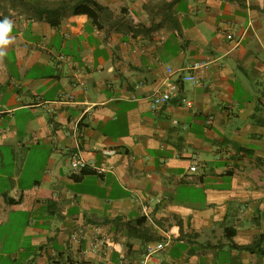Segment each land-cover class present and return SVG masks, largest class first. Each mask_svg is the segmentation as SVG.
Returning a JSON list of instances; mask_svg holds the SVG:
<instances>
[{"label": "crops", "instance_id": "obj_1", "mask_svg": "<svg viewBox=\"0 0 264 264\" xmlns=\"http://www.w3.org/2000/svg\"><path fill=\"white\" fill-rule=\"evenodd\" d=\"M56 1L0 0V264H264V0Z\"/></svg>", "mask_w": 264, "mask_h": 264}, {"label": "trees", "instance_id": "obj_2", "mask_svg": "<svg viewBox=\"0 0 264 264\" xmlns=\"http://www.w3.org/2000/svg\"><path fill=\"white\" fill-rule=\"evenodd\" d=\"M236 3H240L242 0H231ZM106 9V8H105ZM104 10L94 0H60L56 1V6H51L45 9L47 14L54 12H70L72 14L84 13L87 14L93 20L98 17V13ZM57 22L50 21V24L55 25ZM38 183L34 184L27 189H22L18 192L17 198H12L6 194H0V215L4 217L7 211L16 209H30L36 201V190ZM262 236L259 235L252 241L251 244L241 246L242 249H250L258 246L261 242Z\"/></svg>", "mask_w": 264, "mask_h": 264}, {"label": "built area", "instance_id": "obj_3", "mask_svg": "<svg viewBox=\"0 0 264 264\" xmlns=\"http://www.w3.org/2000/svg\"><path fill=\"white\" fill-rule=\"evenodd\" d=\"M226 37L232 38V35L228 33L226 34ZM235 45H237L236 41H235ZM204 65H205V62L203 61H194L191 63L190 68L195 69V68H199ZM182 78L183 80L189 79L192 82H197V78L193 73L184 75ZM176 90H177V85L174 82L172 81L165 82L164 86H162L161 89H157L152 93L150 97V101H149L150 108L155 110L156 108H158V106L167 102L172 97V95H174ZM184 102H186V100H184ZM70 166L74 171H78V170L85 168L86 163L80 158L73 157L70 161ZM189 168L192 171L196 169L194 164H192ZM98 169L100 170V168ZM71 238L72 239L76 238L74 233L71 234ZM163 245L164 244L162 242H155V243L147 244L145 248L144 259H148L152 257L157 251L162 249Z\"/></svg>", "mask_w": 264, "mask_h": 264}, {"label": "clouds", "instance_id": "obj_4", "mask_svg": "<svg viewBox=\"0 0 264 264\" xmlns=\"http://www.w3.org/2000/svg\"><path fill=\"white\" fill-rule=\"evenodd\" d=\"M14 28V22L5 17L0 20V61L6 56V49L14 43V37L11 35Z\"/></svg>", "mask_w": 264, "mask_h": 264}, {"label": "rangeland", "instance_id": "obj_5", "mask_svg": "<svg viewBox=\"0 0 264 264\" xmlns=\"http://www.w3.org/2000/svg\"><path fill=\"white\" fill-rule=\"evenodd\" d=\"M3 229H5V227H4V226L0 228V233H3V232H4V230H3Z\"/></svg>", "mask_w": 264, "mask_h": 264}]
</instances>
